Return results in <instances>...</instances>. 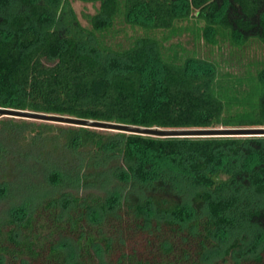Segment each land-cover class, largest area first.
<instances>
[{
  "label": "trees",
  "instance_id": "obj_1",
  "mask_svg": "<svg viewBox=\"0 0 264 264\" xmlns=\"http://www.w3.org/2000/svg\"><path fill=\"white\" fill-rule=\"evenodd\" d=\"M83 1L99 3L91 28L72 0H0V107L161 129L264 127V54L245 59L252 40L264 48V0ZM118 23L133 31L127 45L108 41ZM185 32L218 55L170 43ZM0 173V196L37 190L0 225V264H205L241 232L251 252L234 264H264V135L0 116ZM133 236L140 245L125 249Z\"/></svg>",
  "mask_w": 264,
  "mask_h": 264
},
{
  "label": "rangeland",
  "instance_id": "obj_2",
  "mask_svg": "<svg viewBox=\"0 0 264 264\" xmlns=\"http://www.w3.org/2000/svg\"><path fill=\"white\" fill-rule=\"evenodd\" d=\"M72 4H73L75 11L77 12L78 18L81 21L82 25L91 28L92 24L90 22V17L96 14L97 9L99 7V3L86 2L83 0H72ZM117 27L119 28V31L117 32L115 37L109 38L108 40L109 43H111L112 46H116V44L118 43H121L122 45H127L129 41V36L133 34L132 29L129 26H126L125 24H119V23L117 24ZM171 42L181 43L182 46L188 50L196 49L200 57L214 58L215 56L218 55V52L211 53V46L205 43L204 40L195 42L193 35L189 32H185L181 35L174 36L171 39L170 43ZM263 54H264L263 45L257 40H252L249 46L247 47L245 59L247 60L250 58L260 59L263 57ZM0 116H3V115H0ZM17 118H20V117H17ZM28 119H32V118H28ZM33 120H37V119H33ZM39 121H44V120H39ZM56 123H59V122H56ZM65 124H68V123H65ZM243 136H247V135H243ZM253 136H262V135H253ZM36 191L37 190L34 189V190L24 192L23 189L17 188L16 186H14L13 192L10 191L7 194L1 195L0 196V225L3 224L7 220V218L10 215L11 208L14 205L21 203L22 200L28 197V195H31ZM87 191L88 192L92 191L93 193H96V194H103L104 192L100 188L99 189L92 188V189H88ZM260 221L264 222V220H260ZM245 233L247 232H241L237 235L228 237V240L223 241V243L221 242L222 243L221 246L219 247L217 246V247H213L209 249L205 264H215L216 262L220 264H234L235 259L250 255L247 253L251 252L250 246L252 242L251 241L252 236L251 235L247 236V234L245 235ZM136 236H133L132 239L134 240ZM237 238H238V245H236L228 254H226L225 246H228L229 244L232 243L234 239H237ZM134 242L136 243L135 240L133 241V243H132V240H130L129 245L128 244L125 245V249L130 250L133 247H135ZM217 244H219V242ZM136 245H140L139 241L136 243ZM70 251H73V246L71 245H69V252Z\"/></svg>",
  "mask_w": 264,
  "mask_h": 264
},
{
  "label": "water",
  "instance_id": "obj_3",
  "mask_svg": "<svg viewBox=\"0 0 264 264\" xmlns=\"http://www.w3.org/2000/svg\"><path fill=\"white\" fill-rule=\"evenodd\" d=\"M0 115L32 118L37 120L83 125L99 129L124 131L130 133L154 135V136H251L264 135V127H220V128H185V129H161L157 127H143L137 125L92 120L66 115L42 113L29 110L0 107Z\"/></svg>",
  "mask_w": 264,
  "mask_h": 264
}]
</instances>
